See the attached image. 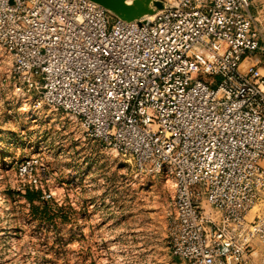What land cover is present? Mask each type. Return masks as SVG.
I'll return each instance as SVG.
<instances>
[{"label":"built area","instance_id":"1","mask_svg":"<svg viewBox=\"0 0 264 264\" xmlns=\"http://www.w3.org/2000/svg\"><path fill=\"white\" fill-rule=\"evenodd\" d=\"M154 1L162 8L151 21H127L91 0H0L3 81L33 94L35 107L79 119L138 166L169 168L173 256L251 264L250 241L264 239V211L247 219L264 189V8L252 15L251 0Z\"/></svg>","mask_w":264,"mask_h":264},{"label":"rangeland","instance_id":"2","mask_svg":"<svg viewBox=\"0 0 264 264\" xmlns=\"http://www.w3.org/2000/svg\"><path fill=\"white\" fill-rule=\"evenodd\" d=\"M126 4L141 17L155 13L145 0ZM8 68L0 50V264H190L169 248V168L140 167L90 137L79 119L14 94L3 81ZM26 160L32 166L20 170ZM199 205L216 223L204 195ZM262 211L264 189L247 219ZM250 246V263L264 264V239Z\"/></svg>","mask_w":264,"mask_h":264},{"label":"water","instance_id":"3","mask_svg":"<svg viewBox=\"0 0 264 264\" xmlns=\"http://www.w3.org/2000/svg\"><path fill=\"white\" fill-rule=\"evenodd\" d=\"M106 9L117 12V17L124 20H134L141 18L142 14L139 15L133 11V7H128L124 0H91ZM147 4L152 5L154 10H149L150 12H156L162 8V3L154 0H145ZM149 11H147L149 13Z\"/></svg>","mask_w":264,"mask_h":264},{"label":"crops","instance_id":"4","mask_svg":"<svg viewBox=\"0 0 264 264\" xmlns=\"http://www.w3.org/2000/svg\"><path fill=\"white\" fill-rule=\"evenodd\" d=\"M260 8H264V0H251L249 12L254 15ZM259 71L264 75V66L259 67Z\"/></svg>","mask_w":264,"mask_h":264},{"label":"bare ground","instance_id":"5","mask_svg":"<svg viewBox=\"0 0 264 264\" xmlns=\"http://www.w3.org/2000/svg\"><path fill=\"white\" fill-rule=\"evenodd\" d=\"M123 2L126 3V0H124ZM147 19L151 21L152 17L151 18H147Z\"/></svg>","mask_w":264,"mask_h":264}]
</instances>
